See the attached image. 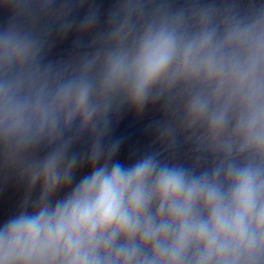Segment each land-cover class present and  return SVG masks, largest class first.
<instances>
[{"label": "clouds", "instance_id": "9594fccd", "mask_svg": "<svg viewBox=\"0 0 264 264\" xmlns=\"http://www.w3.org/2000/svg\"><path fill=\"white\" fill-rule=\"evenodd\" d=\"M0 13V264H264V0Z\"/></svg>", "mask_w": 264, "mask_h": 264}]
</instances>
